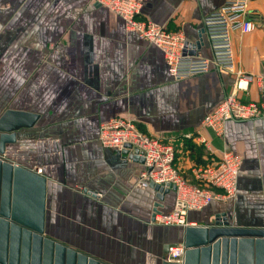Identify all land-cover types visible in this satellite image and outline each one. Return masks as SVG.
I'll return each mask as SVG.
<instances>
[{"label": "crops", "instance_id": "obj_1", "mask_svg": "<svg viewBox=\"0 0 264 264\" xmlns=\"http://www.w3.org/2000/svg\"><path fill=\"white\" fill-rule=\"evenodd\" d=\"M49 3L48 30L19 26L7 37L13 41V58L1 50V89H13L9 97L1 94V114L6 109L39 114L32 128L17 132L5 158L41 169L50 239L101 264H166L164 246L183 243L185 227L150 221L156 203L162 211L175 207L176 192L138 183L134 159L100 142L101 123L125 116L152 135L188 134L231 93L236 73L212 68L176 80L163 51L128 31L118 15L90 0ZM224 3L144 0L141 16L182 31L186 54L209 56L203 17ZM250 10L256 29L235 31L233 45L236 69L257 77L237 96L264 105V79H258L264 73V0H252ZM205 133L215 157L223 149L243 157L238 193L191 211L189 219L200 226H211L219 217L228 225L263 228L264 118L231 120L222 137ZM177 163L187 167L190 178L195 163L179 157Z\"/></svg>", "mask_w": 264, "mask_h": 264}, {"label": "built area", "instance_id": "obj_2", "mask_svg": "<svg viewBox=\"0 0 264 264\" xmlns=\"http://www.w3.org/2000/svg\"><path fill=\"white\" fill-rule=\"evenodd\" d=\"M252 0H225L215 11L203 17V33L208 41L209 56L185 53V35L182 31H170L157 22L141 16L144 0H95V5H104L121 17L126 29L140 38L157 45L164 53L169 71L176 80L209 72L216 68L222 72H235L233 89L213 111L208 113L200 125L199 133L211 131L222 137L227 123L264 118V105L244 102L237 91L247 90L257 77L236 69L233 33H251L256 29L250 10ZM264 65V57L261 59ZM264 79V73L258 77ZM192 136V134H188ZM100 142L114 150L132 145L130 155L139 151L143 163L138 162V183L152 186L176 187V204L170 211H162L157 203L152 212L151 223L165 226H197L189 219L191 211H201L216 200L233 199L238 193L239 174L243 157L230 149H223L221 155L205 166L192 168L195 182L182 177L176 166V151L173 143L164 136H156L139 129L136 122L125 116L109 118L101 123ZM209 141L203 138L202 142ZM212 150V149H210ZM41 172V169H38ZM100 195V194H96ZM184 243L170 248L169 261L181 262L185 255Z\"/></svg>", "mask_w": 264, "mask_h": 264}, {"label": "water", "instance_id": "obj_3", "mask_svg": "<svg viewBox=\"0 0 264 264\" xmlns=\"http://www.w3.org/2000/svg\"><path fill=\"white\" fill-rule=\"evenodd\" d=\"M38 119L37 113L17 109L0 115V264H74L77 257L79 264H101L45 235L46 178L5 158L7 146L17 142V132L32 128ZM131 149L125 146L124 157L134 159L138 167L144 158L137 149L130 155ZM155 187L176 190L171 184ZM17 188L22 214L14 210ZM182 242L186 251L181 262L166 259L176 243L164 246L166 264H264V227H236L217 217L211 226L185 227Z\"/></svg>", "mask_w": 264, "mask_h": 264}, {"label": "rangeland", "instance_id": "obj_4", "mask_svg": "<svg viewBox=\"0 0 264 264\" xmlns=\"http://www.w3.org/2000/svg\"><path fill=\"white\" fill-rule=\"evenodd\" d=\"M90 1L91 3L95 5V0H90ZM26 2L30 3L29 5H31L27 9L23 7ZM49 2H51V0H0V11H1L0 13V65H1V50L2 51L4 50V53L6 54L9 53L8 55L10 59L13 58V49H12L13 41L7 39L10 32H13L16 29H19V26H26L31 30H38V31L48 30L46 19L50 17L51 13H50V9L47 7L53 4ZM19 3H21L22 5L20 9L17 8ZM101 7L113 13L106 6L101 5ZM30 16L33 17L32 21L28 20ZM20 18H22V22ZM25 18L27 19L28 23H26V20H23ZM28 42L29 41L27 40L26 41L27 47H28ZM52 45L53 44H51V46ZM53 48H54V45H53ZM224 73L229 74L228 72H224ZM230 73H233V72H230ZM12 91L13 89H11L9 93L7 89L6 90L1 89V67H0V115H1V94H4L6 97H9ZM136 124L139 127V129L142 130V127L139 126L137 121H136ZM191 130L192 131L188 133V134H192V136L190 137L188 136L187 133L179 134L180 132L176 134L175 132L174 133H162V134H157L156 136H164L168 141L173 143V146L175 147V151H176V166H178V163H177L178 157L180 158V161L182 162L189 159L190 162L195 163L193 164L195 166H193L192 168L198 167V166H205V165L210 164L213 160H216L217 157H215V155L213 154V151L210 150V149H213L211 146L212 145L211 141H207L206 143L202 142L203 138H207L205 130L202 131L203 134L199 133L200 127L194 130L193 129ZM144 132L148 133L147 131H144ZM184 135L188 136L186 137V140H185ZM220 155H221V152H220ZM177 168L180 169V167H177ZM192 168H191L190 178L187 177L188 176L187 167L184 169H180V170L178 169V170L182 177H184L188 181L192 180V182H195V179L192 176Z\"/></svg>", "mask_w": 264, "mask_h": 264}, {"label": "bare ground", "instance_id": "obj_5", "mask_svg": "<svg viewBox=\"0 0 264 264\" xmlns=\"http://www.w3.org/2000/svg\"><path fill=\"white\" fill-rule=\"evenodd\" d=\"M20 186V185H19ZM20 188V187H19ZM19 188H17V191H16V193H15V199H14V202H15V204H14V210L16 209V211H17V214H19V213H21L22 214V207H21V201H22V199H20L21 197H20V194H19ZM22 206H23V204H22ZM25 208H26V211H28V209H29V206H25ZM32 208V211H33V213H34V209H33V207H31ZM28 213H29V215H30V212L28 211ZM174 262V261H173Z\"/></svg>", "mask_w": 264, "mask_h": 264}]
</instances>
